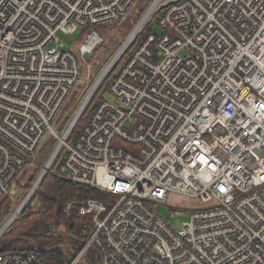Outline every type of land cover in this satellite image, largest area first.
<instances>
[{"label": "built area", "instance_id": "obj_1", "mask_svg": "<svg viewBox=\"0 0 264 264\" xmlns=\"http://www.w3.org/2000/svg\"><path fill=\"white\" fill-rule=\"evenodd\" d=\"M137 1L0 0V196L39 168L13 216L60 160L61 178L114 196L66 202L64 215L79 206L89 218L69 264L91 248L99 264H264V0H150L62 129L52 127L83 81L59 36L81 30L78 52L89 55L103 43L96 29ZM118 65L114 104L91 103ZM170 194L203 205L178 231L153 209ZM6 249L0 264H51Z\"/></svg>", "mask_w": 264, "mask_h": 264}, {"label": "trees", "instance_id": "obj_2", "mask_svg": "<svg viewBox=\"0 0 264 264\" xmlns=\"http://www.w3.org/2000/svg\"><path fill=\"white\" fill-rule=\"evenodd\" d=\"M144 10L141 13L137 12L135 19L128 23L127 30L132 29L135 24L134 21L136 22V19L142 15ZM117 23L118 21L99 27L96 31L103 39H107L109 30L113 29ZM82 35H85V33L83 32ZM91 109L92 105L79 118L71 141L79 134ZM25 173L20 177L19 183H21L23 190L27 192L34 183L39 168H34ZM113 198L114 196L109 193L72 184L58 174L51 172L43 178L27 205L0 237V250L4 249L13 239H16L6 251L21 253L37 251L44 260L51 264H69L73 253L79 249V244L86 242V238H81L79 232L89 218H78L77 210L79 206H74L70 213L64 215L66 202L69 199H96L107 204ZM5 203H8V198H0V214L7 217L10 215V211L8 207H5ZM4 208L6 210L1 212ZM34 245L35 250L33 249ZM50 249L53 250L48 251ZM84 264H99L94 248L88 251Z\"/></svg>", "mask_w": 264, "mask_h": 264}, {"label": "rangeland", "instance_id": "obj_3", "mask_svg": "<svg viewBox=\"0 0 264 264\" xmlns=\"http://www.w3.org/2000/svg\"><path fill=\"white\" fill-rule=\"evenodd\" d=\"M150 0H138L135 5L129 10L126 16L118 21L113 29L109 30L107 39H103V43L99 45L91 54L81 57L78 52V45L84 38L82 31L79 30L72 35H60L59 39L64 43L66 49L73 51L79 58L81 63V74L83 81L81 84L71 90V93L67 99L65 105L60 109L58 115L52 123V127L56 130H61L63 127V121L66 122L68 118L72 115V112L76 110L78 101L80 100L83 92L86 89L87 82H90L96 78V76L102 71L109 58L118 50V48L123 44L125 38L128 36L130 30H127L126 27L128 23L132 22L137 16V12H142L148 6ZM137 21V19H136ZM135 23V21H134ZM153 22V27H154ZM127 24V25H126ZM158 32V29H155ZM132 48L129 52L132 51ZM186 53H181L180 56H185ZM126 59V56L123 57L122 62ZM120 65H118L108 79L105 81L104 85L99 87L97 93L91 100V103H95L100 98H103L105 101L114 104V96L108 89L112 77L118 71ZM51 137L47 134L43 140L42 146L38 150L40 154V160H44L45 157H42L44 154L48 155L50 153ZM60 168V160H57L51 168V172L58 174ZM28 173V172H27ZM26 174V173H25ZM60 176V173H59ZM20 177L14 182L11 195L8 198V203H5V207L9 208L10 215L3 216L0 214V227L4 225L7 219L11 216L12 212L18 206L20 201L24 198L26 192L21 187ZM19 183V184H18ZM3 198L5 196H2ZM0 196V198L2 199ZM30 200V199H29ZM28 200V201H29ZM28 203V202H27ZM25 204V206L27 205ZM24 206V207H25ZM202 203L199 200L189 198L182 195L170 194L167 199L166 207L163 206H154L153 209L155 212L160 215V217L173 228L174 231H178L181 228V225L187 222L190 218L191 211L202 207ZM23 207V208H24ZM5 208L1 211L4 212ZM23 210V209H22Z\"/></svg>", "mask_w": 264, "mask_h": 264}, {"label": "bare ground", "instance_id": "obj_4", "mask_svg": "<svg viewBox=\"0 0 264 264\" xmlns=\"http://www.w3.org/2000/svg\"><path fill=\"white\" fill-rule=\"evenodd\" d=\"M31 197L26 196L24 201L19 205V207L17 208V210L15 211V213L13 214V216L9 219L8 223L13 222L15 220V218L18 216V214L22 211L23 207L25 206V204L28 202V200Z\"/></svg>", "mask_w": 264, "mask_h": 264}, {"label": "water", "instance_id": "obj_5", "mask_svg": "<svg viewBox=\"0 0 264 264\" xmlns=\"http://www.w3.org/2000/svg\"><path fill=\"white\" fill-rule=\"evenodd\" d=\"M12 216H10V218H11ZM9 218V219H10ZM9 219H8V221H9ZM8 221H6L5 223H4V225L5 224H7L8 223ZM16 241V239H13L5 248H8L11 244H13V242H15ZM34 248H35V246H33ZM53 249H50V250H48V251H52Z\"/></svg>", "mask_w": 264, "mask_h": 264}]
</instances>
